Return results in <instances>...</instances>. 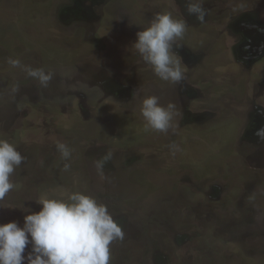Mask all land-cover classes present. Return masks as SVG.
<instances>
[{"label":"rangeland","instance_id":"rangeland-1","mask_svg":"<svg viewBox=\"0 0 264 264\" xmlns=\"http://www.w3.org/2000/svg\"><path fill=\"white\" fill-rule=\"evenodd\" d=\"M190 2L0 0V139L24 157L0 223L80 191L123 232L110 264H264V0H204L203 22ZM162 12L187 25L177 83L131 46ZM147 94L176 105L174 132L145 130Z\"/></svg>","mask_w":264,"mask_h":264},{"label":"clouds","instance_id":"clouds-1","mask_svg":"<svg viewBox=\"0 0 264 264\" xmlns=\"http://www.w3.org/2000/svg\"><path fill=\"white\" fill-rule=\"evenodd\" d=\"M203 2L191 0L186 7L187 13L200 22L206 14ZM186 28L182 19H174L171 12H162L136 33L132 48L161 81L177 83L184 78L173 49L180 46L177 41L183 38ZM30 75L42 86L52 78L42 70ZM136 94L137 91L133 96ZM140 115L146 131L168 134L175 131L180 113L173 102L161 104L157 95L147 94L141 99ZM256 135L264 140V128L258 129ZM168 148L172 155L181 151L175 143ZM59 150L65 159L69 157L66 146L59 145ZM23 160L14 144L0 139V202L13 190L11 177ZM69 167L64 166L65 170ZM35 200L39 210L28 211L22 225L15 220L0 223V264H110V245L122 239L123 232L106 205L80 191H61L59 195Z\"/></svg>","mask_w":264,"mask_h":264},{"label":"flooded vegetation","instance_id":"flooded-vegetation-1","mask_svg":"<svg viewBox=\"0 0 264 264\" xmlns=\"http://www.w3.org/2000/svg\"><path fill=\"white\" fill-rule=\"evenodd\" d=\"M251 27H253V26H251Z\"/></svg>","mask_w":264,"mask_h":264}]
</instances>
